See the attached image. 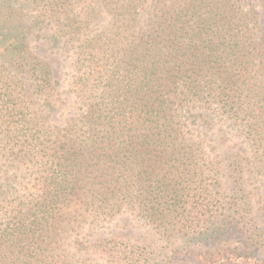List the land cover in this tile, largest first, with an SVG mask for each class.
Returning a JSON list of instances; mask_svg holds the SVG:
<instances>
[{
	"label": "trees",
	"instance_id": "obj_1",
	"mask_svg": "<svg viewBox=\"0 0 264 264\" xmlns=\"http://www.w3.org/2000/svg\"><path fill=\"white\" fill-rule=\"evenodd\" d=\"M255 2L264 7L0 0V155L20 173L0 168V264H264L259 236L238 229L234 243L239 222L230 208L217 213L206 189L205 170L215 175L209 145L186 123L227 122L251 146L264 182V29L256 35ZM44 23L46 38L72 49V104L56 107L51 63L34 51ZM125 212L165 245L79 235ZM174 238L195 250L170 247Z\"/></svg>",
	"mask_w": 264,
	"mask_h": 264
},
{
	"label": "rangeland",
	"instance_id": "obj_2",
	"mask_svg": "<svg viewBox=\"0 0 264 264\" xmlns=\"http://www.w3.org/2000/svg\"><path fill=\"white\" fill-rule=\"evenodd\" d=\"M255 9L258 21L256 35H258L264 29V7L255 2ZM50 26V24L44 23V30L39 32L40 36L38 38L37 36L33 38V44H36V47L40 45L34 51L41 50L45 55L42 57L51 63L52 82L55 85L53 101L56 102V107H58L62 104H72L74 100L73 95L68 90L72 49L67 43H63L62 39L57 44H53L49 38H46L51 32ZM0 61L6 63L5 59ZM39 103H41V100L36 99V106ZM59 112H52L55 115L54 120L59 117ZM200 112H203L202 109L194 108L192 110L194 115ZM192 115L191 117H193ZM195 119L197 121L195 124H191L190 120L186 123L188 129L194 130L195 135H201V139L206 140L209 145L205 146V152L207 155H212L215 175L212 176L208 170H205L207 177L206 189H209V192L214 196V201L221 206L217 213L222 216L223 211L228 213L229 210L225 209L230 208L233 221L239 222L235 224L243 226L241 228L237 225L235 231L231 233L233 234L231 238L234 243L241 240L237 235L238 229L239 231L249 229V231L254 232L255 236H259L257 237L258 241L264 245V182L260 162L253 155L252 148L245 138L230 127L227 122L221 120L220 117L211 115V120L208 122H201V117L195 116ZM214 145L219 149L212 153L211 147ZM218 154L219 157L216 156ZM0 168L11 173H3L4 176H13L14 174L20 176L19 171H16L14 167L12 168L10 162L1 155ZM84 234L90 239L98 236L117 237L124 241L122 243L127 242L128 244L140 246H145L151 241L156 242L157 245H165L164 241H159V236H156L150 227L144 225L128 212L117 214L101 227L84 228L79 235L83 236ZM72 239L73 237H69L66 239V243H71ZM189 244L192 243L174 238L171 240L170 247L194 251L195 248L193 246L189 247Z\"/></svg>",
	"mask_w": 264,
	"mask_h": 264
}]
</instances>
